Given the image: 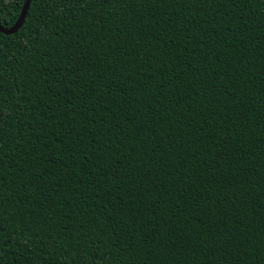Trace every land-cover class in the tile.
Here are the masks:
<instances>
[{
  "label": "trees",
  "instance_id": "1",
  "mask_svg": "<svg viewBox=\"0 0 264 264\" xmlns=\"http://www.w3.org/2000/svg\"><path fill=\"white\" fill-rule=\"evenodd\" d=\"M0 264H264V0H30L0 32Z\"/></svg>",
  "mask_w": 264,
  "mask_h": 264
},
{
  "label": "water",
  "instance_id": "2",
  "mask_svg": "<svg viewBox=\"0 0 264 264\" xmlns=\"http://www.w3.org/2000/svg\"><path fill=\"white\" fill-rule=\"evenodd\" d=\"M29 2H30V0H24L23 1L22 6H21L20 11H19V14H18L16 20L14 21V23L8 28H4V27L0 26V32L5 33V34H9L18 28V26L21 24V22L24 18V15H25L26 9L28 8Z\"/></svg>",
  "mask_w": 264,
  "mask_h": 264
}]
</instances>
